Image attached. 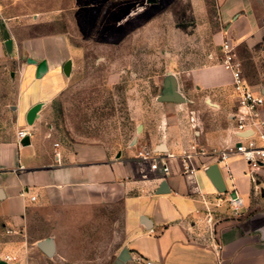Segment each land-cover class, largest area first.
Here are the masks:
<instances>
[{"label": "crops", "instance_id": "obj_1", "mask_svg": "<svg viewBox=\"0 0 264 264\" xmlns=\"http://www.w3.org/2000/svg\"><path fill=\"white\" fill-rule=\"evenodd\" d=\"M2 1L0 264H45L55 256L52 237L30 234L34 213L49 224L112 225L120 231L111 252L113 264H264V192L253 189L239 157L228 159L244 202L239 216H233L218 200L220 192L208 172L199 167L205 157L196 160L190 178L180 175L173 158L167 175L154 173L147 179L133 151L90 142L62 146L48 140L43 116L71 76L72 47L64 37L33 35L34 23ZM191 3L193 14L183 10L186 18L180 21L182 27L171 30L176 39L169 44L170 61L191 66L168 73V92L159 97L161 116L145 134L140 151L177 156L191 146L211 151L236 143L229 117L234 108L231 77L219 63L220 46L228 40L235 47H264V0H213V18L204 0ZM67 61L68 76L62 72ZM250 86L264 95V89ZM167 96L174 100L167 101ZM20 130L30 136L18 140ZM163 179L169 193L157 195ZM223 183L225 192L230 190V183ZM205 209L213 212L212 225L206 223ZM46 238L54 243L51 257L37 248ZM122 250L127 256L119 262Z\"/></svg>", "mask_w": 264, "mask_h": 264}, {"label": "rangeland", "instance_id": "obj_2", "mask_svg": "<svg viewBox=\"0 0 264 264\" xmlns=\"http://www.w3.org/2000/svg\"><path fill=\"white\" fill-rule=\"evenodd\" d=\"M191 1L7 0L8 9H18L34 23L33 35L64 37L72 47L71 76L43 116L48 140L140 152L145 134L161 116L159 97L168 92V73L191 66L169 59L170 39H176L171 30L182 27L184 9L193 14ZM204 3L213 18V0ZM235 52L248 84L264 89V47L240 44ZM141 168L147 179L155 177L148 164ZM111 226L49 224L34 213L30 234L54 239L56 254L45 264H113L120 231Z\"/></svg>", "mask_w": 264, "mask_h": 264}, {"label": "built area", "instance_id": "obj_3", "mask_svg": "<svg viewBox=\"0 0 264 264\" xmlns=\"http://www.w3.org/2000/svg\"><path fill=\"white\" fill-rule=\"evenodd\" d=\"M218 60L222 67L230 73L231 77L234 108L229 117L234 122L236 143L226 149L211 151L191 146L181 151L177 156L161 155L153 150H142L137 153V156L141 166L148 164L149 172L161 176L170 172V162L174 158L177 160L178 172L186 178L194 175L196 160L205 157L206 161L201 163L199 167L206 171L212 164H215L223 181L230 183V190L220 192L218 200L225 203L226 209L231 215L239 216L244 207V202L233 183L228 159L232 155L239 157L245 165L244 173L250 179L253 189L264 192V95L262 92L254 91L245 80L240 63L236 58L235 46L230 41L225 40L222 42ZM29 136V133L24 130L16 133L18 140ZM57 145L54 144L55 147ZM143 171L142 168V177H146ZM30 199L34 200V197ZM215 208H217V205ZM205 215L207 225H212L213 212L205 209ZM220 248V246L216 247V249Z\"/></svg>", "mask_w": 264, "mask_h": 264}, {"label": "water", "instance_id": "obj_4", "mask_svg": "<svg viewBox=\"0 0 264 264\" xmlns=\"http://www.w3.org/2000/svg\"><path fill=\"white\" fill-rule=\"evenodd\" d=\"M4 46L6 47V50L9 52L10 51V41L5 42ZM42 71H43V64H41L39 66L38 72L41 73ZM62 72L66 76L69 75V73H70V62L67 61L64 63L63 68H62ZM165 99L167 101L168 100L173 101L174 97L167 96V98H165ZM206 171L208 172V176H209L210 181L216 187L217 191L225 192V186H224L222 177L220 175V172H219L217 166L215 164L211 165ZM155 193L157 195L169 193L167 183L164 179L158 185V188L156 189ZM144 219L145 218H143V221H145ZM37 248L46 257H51L54 254V243H53L52 239H50V238H46V239L39 241L37 243ZM126 256H127L126 250H122L119 257H118L119 262L124 261Z\"/></svg>", "mask_w": 264, "mask_h": 264}]
</instances>
